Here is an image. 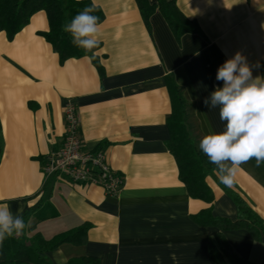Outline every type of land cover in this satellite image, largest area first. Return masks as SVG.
Wrapping results in <instances>:
<instances>
[{
	"label": "crops",
	"instance_id": "crops-1",
	"mask_svg": "<svg viewBox=\"0 0 264 264\" xmlns=\"http://www.w3.org/2000/svg\"><path fill=\"white\" fill-rule=\"evenodd\" d=\"M91 1L104 18L95 51L102 73L86 55L60 63L42 35L49 29L45 10L34 12L12 39L0 30V206L30 214L28 236L51 238L89 224L83 243L46 252L53 264L76 256L98 264H215L208 240L219 229L193 216L208 209L234 220L237 195L264 220V163L242 164L232 188L213 172L205 177L212 199L191 197L166 144L172 111L166 77L190 104L187 121L198 145L222 132L219 108L204 100L223 86L217 69L237 52L253 78L261 77L264 0H175L198 29L180 34L159 10L145 22L135 0ZM67 100L77 107L83 148L102 149L123 177L117 194L43 173L44 156L62 140ZM223 234L241 257L264 260L262 232L258 238L245 228Z\"/></svg>",
	"mask_w": 264,
	"mask_h": 264
},
{
	"label": "trees",
	"instance_id": "trees-1",
	"mask_svg": "<svg viewBox=\"0 0 264 264\" xmlns=\"http://www.w3.org/2000/svg\"><path fill=\"white\" fill-rule=\"evenodd\" d=\"M141 16L147 22L149 16L159 10L175 31L180 34L186 31H197L196 25L189 22L182 15L175 0H135ZM91 0H0V30H4L8 39L26 25L31 15L37 10H45L48 15L49 29L42 32L44 38L51 44L53 50L59 55V61L71 57L89 56L93 64L102 73V66L95 54V47L91 51L74 46L71 37L63 31V25L81 12L85 7L92 6ZM93 15L98 16L99 22L104 19L101 8L95 5ZM261 77H264V62H261ZM167 87L171 98L172 111L167 124L170 137L166 144L173 155L178 169L179 178L185 184L191 197L210 201L213 197L211 189L205 182L207 175L216 172L215 165L209 163L207 157L200 151L187 121L190 104L183 98L180 87L172 76L166 77ZM237 208V217L232 220L227 217H215L210 210H203L193 216L200 225H215L218 231L208 240V251L211 261L215 264H254L241 257L226 240L223 230L245 228L258 238L260 232L264 234V220L251 209V207L237 195H233ZM27 212L23 214L27 223ZM89 224L83 223L45 238L38 232L28 236L31 228L25 227L20 237H11L0 246V264H53L47 259L46 252L58 247L64 242L81 244L86 239V230ZM67 264H98V259L91 256H76L68 260ZM259 264H264V260Z\"/></svg>",
	"mask_w": 264,
	"mask_h": 264
},
{
	"label": "clouds",
	"instance_id": "clouds-1",
	"mask_svg": "<svg viewBox=\"0 0 264 264\" xmlns=\"http://www.w3.org/2000/svg\"><path fill=\"white\" fill-rule=\"evenodd\" d=\"M94 11L93 3L63 25L72 44L85 51L100 44V18L92 14ZM216 80L223 86L204 104L209 109L219 108L224 130L205 135L198 147L215 165L220 183L232 188L242 164L252 159L257 167L264 163V77L253 78L246 57L237 52L218 67ZM25 227L22 208L13 214L8 205L0 206V246L8 238L20 237Z\"/></svg>",
	"mask_w": 264,
	"mask_h": 264
},
{
	"label": "built area",
	"instance_id": "built-area-1",
	"mask_svg": "<svg viewBox=\"0 0 264 264\" xmlns=\"http://www.w3.org/2000/svg\"><path fill=\"white\" fill-rule=\"evenodd\" d=\"M64 133L57 148L50 150L43 159L42 171L73 183L98 185L107 194L121 190L123 177L108 164L102 149L86 150L82 146L77 107L67 100L63 109Z\"/></svg>",
	"mask_w": 264,
	"mask_h": 264
}]
</instances>
